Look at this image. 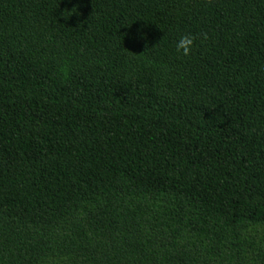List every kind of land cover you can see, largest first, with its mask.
Returning a JSON list of instances; mask_svg holds the SVG:
<instances>
[{"label": "trees", "instance_id": "obj_1", "mask_svg": "<svg viewBox=\"0 0 264 264\" xmlns=\"http://www.w3.org/2000/svg\"><path fill=\"white\" fill-rule=\"evenodd\" d=\"M0 264H264V0H0Z\"/></svg>", "mask_w": 264, "mask_h": 264}, {"label": "clouds", "instance_id": "obj_2", "mask_svg": "<svg viewBox=\"0 0 264 264\" xmlns=\"http://www.w3.org/2000/svg\"><path fill=\"white\" fill-rule=\"evenodd\" d=\"M72 11L75 12L76 9L73 8ZM200 35H201L202 40L208 39V36L206 33H201ZM195 41H196V36L191 33H185V34L180 35L179 39L176 41V44H175L176 51L184 57L190 56L192 53L193 47L195 45ZM61 71L66 73V69H61Z\"/></svg>", "mask_w": 264, "mask_h": 264}]
</instances>
